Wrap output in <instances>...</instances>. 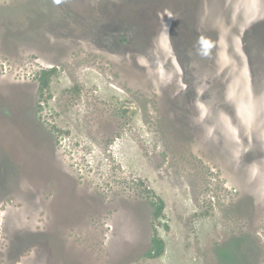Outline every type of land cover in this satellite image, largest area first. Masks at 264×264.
I'll return each instance as SVG.
<instances>
[{"label": "rangeland", "instance_id": "obj_1", "mask_svg": "<svg viewBox=\"0 0 264 264\" xmlns=\"http://www.w3.org/2000/svg\"><path fill=\"white\" fill-rule=\"evenodd\" d=\"M225 245L264 264V0H0V264Z\"/></svg>", "mask_w": 264, "mask_h": 264}, {"label": "trees", "instance_id": "obj_2", "mask_svg": "<svg viewBox=\"0 0 264 264\" xmlns=\"http://www.w3.org/2000/svg\"><path fill=\"white\" fill-rule=\"evenodd\" d=\"M48 75H49V72H47V71L46 72L43 71L39 75V77H40L39 79H40L41 84H42V89L46 85L45 80H46V77ZM163 209H164V203H163V201L161 199L154 198L153 201H151V210H152V217H153L154 222H156L157 219H159L161 217ZM239 238H241V237H239ZM239 238H235V240H238ZM232 240H234V239L229 240L226 243V245L230 244ZM151 243H152V247H151L148 255H150L151 257H159V256H161L163 254V252H164V245H163V242L158 237L157 232H156L155 229H154V235H153V238L151 240ZM247 244L248 243H245L244 240L241 242V246L244 245V247H245ZM226 245L223 246V247H220L219 250H218L217 256H218L219 262L221 264H238L242 260L246 259V254L244 252L242 254V260H238V261L234 260L235 255L232 257V255H231L232 252H230L227 255H222V253H224L223 249L225 247H227Z\"/></svg>", "mask_w": 264, "mask_h": 264}]
</instances>
